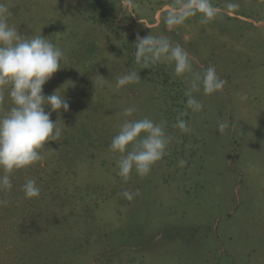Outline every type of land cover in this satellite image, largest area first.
<instances>
[{"label":"rangeland","instance_id":"obj_1","mask_svg":"<svg viewBox=\"0 0 264 264\" xmlns=\"http://www.w3.org/2000/svg\"><path fill=\"white\" fill-rule=\"evenodd\" d=\"M174 2L0 0L20 33L63 50L43 93L65 84L70 101L51 115L62 135L46 144L43 166L14 172L12 191L0 192L11 201L0 207V264H264V0H212L215 21L197 15L170 30ZM150 33L182 46L194 71L214 66L227 81L221 93L193 92L201 112L186 106L191 74L136 63L137 35ZM133 70L140 81L117 88ZM97 75L108 80L101 90ZM181 112L189 133L173 127ZM144 117L164 122L173 140L147 176L125 182L110 144L124 120ZM223 120L234 126L221 131ZM27 178L38 198H24ZM125 190L139 195L129 201Z\"/></svg>","mask_w":264,"mask_h":264},{"label":"clouds","instance_id":"obj_2","mask_svg":"<svg viewBox=\"0 0 264 264\" xmlns=\"http://www.w3.org/2000/svg\"><path fill=\"white\" fill-rule=\"evenodd\" d=\"M239 7L237 3L226 4V9L232 12ZM220 11L212 0H175L164 22L171 30L199 15L200 22L207 24L215 21ZM11 16L8 5L0 3V192L5 194L13 189L11 177L14 172L36 164L43 166L46 144L58 141L62 135V128L58 127V122L62 121H53L51 115L53 112L59 114L61 110L67 112L70 107V101L64 95L68 87L61 91L65 84L50 95L43 93V86L61 69L65 53L41 34L28 36L20 33L17 26L9 22ZM134 56L143 69L166 62L174 65L178 76L191 74L190 87L185 95L188 97L186 106L193 113L201 112L204 107L193 92L202 89L206 96L221 93L227 83L218 76L214 66L194 71V58L163 34L137 35ZM139 81L138 72L129 71L117 78L116 87L124 88ZM107 83L108 80L97 75V90L103 89ZM135 111V107H126L122 115L131 117ZM185 115L181 112L173 127L189 133L191 128L183 119ZM232 126L230 120H223L218 128L223 131ZM172 140L164 122L156 123L148 117L124 120L110 144V149L120 154L118 175L125 182L133 172L140 177L147 176L167 154ZM185 164L183 159L179 161L181 167ZM22 192L25 199H34L40 196L41 189L35 179L27 178ZM121 195L132 201L139 192L125 190ZM10 202L9 199H0V207H7Z\"/></svg>","mask_w":264,"mask_h":264}]
</instances>
